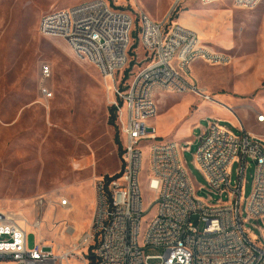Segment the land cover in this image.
Wrapping results in <instances>:
<instances>
[{"label":"rangeland","instance_id":"374dc122","mask_svg":"<svg viewBox=\"0 0 264 264\" xmlns=\"http://www.w3.org/2000/svg\"><path fill=\"white\" fill-rule=\"evenodd\" d=\"M87 1L0 0V209L28 222L29 226L20 225L28 235L29 248L40 239L57 253L90 231L95 180L121 169L122 139L116 121L115 126L109 123V95L97 68L70 54L63 40L45 39L38 33L40 20L53 9H70ZM176 1L116 0L114 7L133 15L135 23L125 76L130 79L144 66L138 41L140 13L156 23L169 16L187 29L195 24L209 35L202 38L190 29L201 44L230 56L228 65L196 61L189 67L191 78L212 102L192 93L165 92L156 96L157 116L150 121L160 143L178 144L198 199L209 205L226 204L225 196L208 192L194 154L199 138L213 123L235 136H241L243 127L264 142V124L256 122L257 115L264 116V5L243 10L235 8L233 0L208 6L202 0ZM44 66L51 68L48 80L42 75ZM108 85L112 89L111 81ZM141 151V194L149 206L155 201L148 190L149 151ZM254 172L255 164L248 160L245 199ZM237 176L238 164H234L232 186ZM63 199L70 208H61ZM40 201L42 205L36 207ZM37 213L43 221L40 230L33 228ZM152 216L153 211L148 218ZM192 222L197 226L195 219ZM246 228L264 242V218ZM144 254L153 257L163 252L149 248Z\"/></svg>","mask_w":264,"mask_h":264},{"label":"built area","instance_id":"2783aa9c","mask_svg":"<svg viewBox=\"0 0 264 264\" xmlns=\"http://www.w3.org/2000/svg\"><path fill=\"white\" fill-rule=\"evenodd\" d=\"M263 1L233 0V6L253 10ZM115 2L89 0L70 9H53L40 20L38 33L63 40L75 58L97 68L115 108L123 149L121 169L95 180L90 231L61 253L40 239L29 248L20 225L29 226L28 222L0 209V264H89L92 245L96 264H264V242L246 228L264 218V142L243 127L241 136H235L219 123L209 125L199 138L194 164L207 181L208 192L227 199L226 204L209 205L196 196L178 144L160 143L150 125L157 116L155 98L162 93H192L212 102L191 78L189 67L196 61L228 65L230 56L201 44L195 32L174 24L169 16L156 23L140 13L138 41L144 66L125 79L135 23L133 15L114 7ZM42 75L50 79V66L42 68ZM256 122L264 124V116L257 115ZM143 148L149 151L148 190L155 195L149 206L141 194ZM248 160L255 164V172L245 199ZM234 164L238 176L232 186ZM39 205L42 201L35 206ZM60 206L70 208V202L63 199ZM42 223L37 213L33 228L40 230ZM149 248L163 254L145 256Z\"/></svg>","mask_w":264,"mask_h":264},{"label":"trees","instance_id":"16d2710c","mask_svg":"<svg viewBox=\"0 0 264 264\" xmlns=\"http://www.w3.org/2000/svg\"><path fill=\"white\" fill-rule=\"evenodd\" d=\"M127 75V74H126ZM125 79H126V76H125ZM115 108L113 107H110L109 108V123L112 125V126H115ZM117 146H118V151H119V154H120V150H121V146L119 144V141H118V138H117ZM107 178V177H105ZM95 246L94 247H91L90 248V253L88 254V259H89V264H96V258H95V255H94V250H95Z\"/></svg>","mask_w":264,"mask_h":264},{"label":"crops","instance_id":"0c3cea01","mask_svg":"<svg viewBox=\"0 0 264 264\" xmlns=\"http://www.w3.org/2000/svg\"><path fill=\"white\" fill-rule=\"evenodd\" d=\"M262 4L264 5V2H262ZM263 8H264V6H263ZM189 28L192 29L193 31H195L197 34H201L202 38H208L209 37V35H207L205 32H203L202 30L198 29L195 24H192V26H189ZM213 37H214V34L211 36V39H213ZM68 51H69V49H68ZM69 53H70V51H69ZM92 206L94 207V203H92Z\"/></svg>","mask_w":264,"mask_h":264}]
</instances>
